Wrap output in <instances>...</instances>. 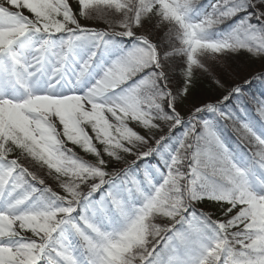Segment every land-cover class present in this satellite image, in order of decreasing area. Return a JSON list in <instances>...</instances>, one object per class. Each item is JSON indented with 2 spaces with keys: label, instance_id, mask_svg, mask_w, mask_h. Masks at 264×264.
Masks as SVG:
<instances>
[{
  "label": "snow or ice",
  "instance_id": "1",
  "mask_svg": "<svg viewBox=\"0 0 264 264\" xmlns=\"http://www.w3.org/2000/svg\"><path fill=\"white\" fill-rule=\"evenodd\" d=\"M0 264H264V0H0Z\"/></svg>",
  "mask_w": 264,
  "mask_h": 264
},
{
  "label": "trees",
  "instance_id": "2",
  "mask_svg": "<svg viewBox=\"0 0 264 264\" xmlns=\"http://www.w3.org/2000/svg\"><path fill=\"white\" fill-rule=\"evenodd\" d=\"M205 95H206V93H205Z\"/></svg>",
  "mask_w": 264,
  "mask_h": 264
}]
</instances>
